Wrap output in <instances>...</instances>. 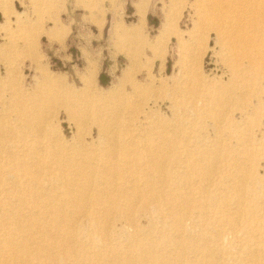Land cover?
<instances>
[{
	"label": "rangeland",
	"instance_id": "obj_1",
	"mask_svg": "<svg viewBox=\"0 0 264 264\" xmlns=\"http://www.w3.org/2000/svg\"><path fill=\"white\" fill-rule=\"evenodd\" d=\"M236 1L228 35L209 0H0V264H264V0Z\"/></svg>",
	"mask_w": 264,
	"mask_h": 264
},
{
	"label": "bare ground",
	"instance_id": "obj_2",
	"mask_svg": "<svg viewBox=\"0 0 264 264\" xmlns=\"http://www.w3.org/2000/svg\"><path fill=\"white\" fill-rule=\"evenodd\" d=\"M5 2V1H4ZM212 8H213V15L219 20L220 22V28L223 32L227 33L228 35L231 34L232 32H236V28L238 27V23L241 19V15L239 13V5L236 0H209ZM1 3V2H0ZM7 3V1H6ZM4 5V3H3ZM6 5V4H5ZM4 5V6H5ZM3 9V8H1ZM8 9V8H7ZM4 10V9H3ZM141 14L144 16L145 15V9L144 6L142 5L140 7ZM7 12V11H6ZM8 13V12H7ZM8 18V15H7ZM9 19V18H8ZM143 19V18H142ZM125 27V26H124ZM115 31H123L122 26L120 27L118 24L115 25ZM168 28L167 26L164 27L163 29V34L167 33ZM216 32V31H215ZM126 35H128V38L131 40H137L140 37L141 34V28L139 26L134 27L130 30L125 31ZM220 38V37H219ZM246 63V62H245ZM35 64V63H34ZM91 74V73H90ZM46 75V74H45ZM92 75V74H91ZM119 84V83H118ZM264 84V82H263ZM116 85V84H115ZM116 87V86H115ZM122 85L119 87H116L113 91H111L110 95L111 96H118V94L121 93ZM118 98V97H117ZM264 98V97H263ZM104 99V98H103ZM255 103V102H254ZM249 108H252L253 106L250 105L248 106ZM255 107V106H254ZM259 108H262L264 110V104L261 102L258 106ZM104 109V108H103ZM251 110V109H250ZM249 110V111H250ZM264 115V113L262 114ZM244 117V115H243ZM43 128V127H42ZM11 130V129H10ZM2 136V135H1ZM7 144V143H6ZM9 147V144H7ZM6 145V146H7ZM12 149V148H11ZM35 163V162H34ZM137 178V177H136ZM239 179V178H238ZM9 180L13 184H18L19 180L17 177L10 176L9 175ZM231 181V180H230ZM93 182V181H92ZM76 185V184H75ZM102 185V184H101ZM138 186V185H137ZM48 189V188H47ZM91 189V188H90ZM258 189V188H257ZM105 191V190H104ZM170 192V191H169ZM89 195V194H87ZM46 196H48L46 194ZM102 197V196H101ZM219 199V198H218ZM180 210V209H179ZM120 211V210H119ZM242 215V214H241ZM240 216V215H239ZM240 218V217H239ZM142 223V222H141ZM240 223V222H239ZM259 227V225H258ZM169 252V251H168ZM177 257L179 255H145V254H138V255H130V256H125L124 258H121L120 260H124V264H170L172 258L169 257ZM198 254H195L193 258H198ZM183 257L177 258L178 260H181ZM186 263L185 264H199L200 262H197L195 259H189L186 258ZM236 258H230L228 257L226 260L227 262H232V261H241L242 256H239V259ZM189 260V261H188ZM225 260V258H224ZM166 261V262H165ZM169 261V262H167ZM185 261V260H184ZM204 264V263H203Z\"/></svg>",
	"mask_w": 264,
	"mask_h": 264
}]
</instances>
